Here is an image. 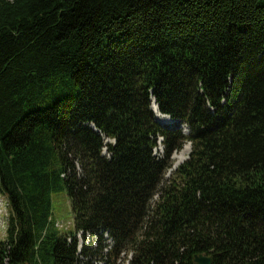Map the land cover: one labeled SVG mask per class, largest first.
Listing matches in <instances>:
<instances>
[{
  "label": "trees",
  "instance_id": "trees-1",
  "mask_svg": "<svg viewBox=\"0 0 264 264\" xmlns=\"http://www.w3.org/2000/svg\"><path fill=\"white\" fill-rule=\"evenodd\" d=\"M0 194V264H264V0H0Z\"/></svg>",
  "mask_w": 264,
  "mask_h": 264
},
{
  "label": "rangeland",
  "instance_id": "rangeland-1",
  "mask_svg": "<svg viewBox=\"0 0 264 264\" xmlns=\"http://www.w3.org/2000/svg\"><path fill=\"white\" fill-rule=\"evenodd\" d=\"M62 90H63L62 95H70L72 93V91L68 90L67 87L63 88ZM170 125L171 124H165L163 126H170ZM182 129H183L182 132L185 133L186 129L185 128H182ZM159 149L160 148L156 150V155H159L161 153L159 152ZM102 152H104V150ZM172 156L173 155H171L170 160H171V164L173 165L174 161L172 160ZM172 165H171L170 170L166 172L164 176L165 179L169 178L171 172L176 169V168L172 169ZM50 210H51V218L55 222V226L59 234H65V233L73 231L72 213L70 209L69 200L66 194V190H65V187L62 181H59V186L50 192ZM7 214H8V207L6 205V199L3 195L0 194V241H3L5 238V227H6ZM105 238H106V235H103V239ZM76 239L78 241V248H80V246L82 245V239L79 234L76 235ZM105 243H109V240H106ZM104 252L105 251L103 250L102 253ZM128 255H127V258L126 256L121 255L120 259L115 261V264H127V260L130 258V255L129 256ZM93 264H104V257L103 258L97 257L95 260H93Z\"/></svg>",
  "mask_w": 264,
  "mask_h": 264
},
{
  "label": "bare ground",
  "instance_id": "bare-ground-1",
  "mask_svg": "<svg viewBox=\"0 0 264 264\" xmlns=\"http://www.w3.org/2000/svg\"><path fill=\"white\" fill-rule=\"evenodd\" d=\"M151 109H152V112L154 115V120L159 125L163 126L165 124H171V125L173 124V121H171L167 116H163V115H161V113L158 112V110L155 106V103L153 101L151 102ZM189 150H190L189 143H185L180 151L172 154L173 155L172 160L174 161V163L172 165V169L176 168L180 163H182L186 159V157L189 153Z\"/></svg>",
  "mask_w": 264,
  "mask_h": 264
},
{
  "label": "water",
  "instance_id": "water-1",
  "mask_svg": "<svg viewBox=\"0 0 264 264\" xmlns=\"http://www.w3.org/2000/svg\"><path fill=\"white\" fill-rule=\"evenodd\" d=\"M152 110V109H151ZM167 116V115H165ZM168 118H170L169 116H167ZM171 121H173V124L177 123L178 121L177 120H174V119H171ZM193 264H211V257L209 255H202V254H198V255H195L193 257Z\"/></svg>",
  "mask_w": 264,
  "mask_h": 264
}]
</instances>
